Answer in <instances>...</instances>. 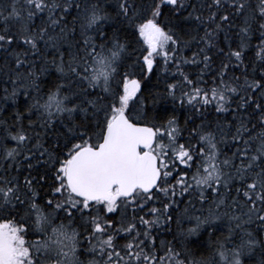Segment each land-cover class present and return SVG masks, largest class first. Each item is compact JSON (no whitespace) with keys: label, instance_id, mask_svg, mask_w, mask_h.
<instances>
[{"label":"snow or ice","instance_id":"6c2138e0","mask_svg":"<svg viewBox=\"0 0 264 264\" xmlns=\"http://www.w3.org/2000/svg\"><path fill=\"white\" fill-rule=\"evenodd\" d=\"M0 84V264H264V0H0Z\"/></svg>","mask_w":264,"mask_h":264},{"label":"trees","instance_id":"16d2710c","mask_svg":"<svg viewBox=\"0 0 264 264\" xmlns=\"http://www.w3.org/2000/svg\"><path fill=\"white\" fill-rule=\"evenodd\" d=\"M186 54L187 55H190V53H188V52H186ZM237 74H239V73H237ZM8 86L11 89V85H8ZM3 87H4V85L3 84H0V95H3V91H2ZM148 87H151V85H148ZM24 99L25 98H24V96L22 94L18 97V104L20 106V110L21 111L23 110ZM8 104H11V101H9ZM168 107H169V110H170L171 109V105L169 104ZM11 112H12V109L9 108L8 111L3 112V113H0V118H6V117H8L11 114ZM177 114L181 116V121L180 122H181V124H183V116H182V114L181 113H177ZM198 122L199 121H197V123ZM25 123H26V121H25Z\"/></svg>","mask_w":264,"mask_h":264}]
</instances>
